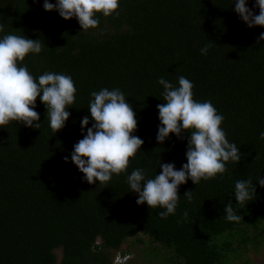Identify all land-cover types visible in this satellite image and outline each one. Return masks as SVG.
Returning <instances> with one entry per match:
<instances>
[{
	"label": "trees",
	"instance_id": "1",
	"mask_svg": "<svg viewBox=\"0 0 264 264\" xmlns=\"http://www.w3.org/2000/svg\"><path fill=\"white\" fill-rule=\"evenodd\" d=\"M254 4L247 6L259 14ZM234 7L232 0H119L118 14L98 13V26L84 32L75 17L46 11L43 0H0V37L25 35L43 45L20 63L33 77L70 75L77 89L55 133L39 97V129L0 126V264H264V187L255 182L264 178V40L257 43L264 26L248 27ZM180 75L193 83L194 100L211 101L224 116L221 127L240 161L213 179L181 184L176 212L164 219L163 209L136 203L126 177L141 168L153 178L159 160L177 169L187 162L190 132L156 140L164 102L158 78L177 85ZM101 88L125 94L137 118L133 135L143 140L108 185L87 183L64 160L83 138L90 93ZM248 178L255 195L239 204L234 184ZM230 201L239 221L225 218ZM117 256L125 260L116 263Z\"/></svg>",
	"mask_w": 264,
	"mask_h": 264
},
{
	"label": "clouds",
	"instance_id": "2",
	"mask_svg": "<svg viewBox=\"0 0 264 264\" xmlns=\"http://www.w3.org/2000/svg\"><path fill=\"white\" fill-rule=\"evenodd\" d=\"M234 11L248 27L264 26V0H255V14L249 8L248 0H232ZM46 11L56 10L64 19L75 17L82 31L95 29L99 23L98 13L109 16L117 13L119 0H43ZM118 14V13H117ZM4 26L0 24V32ZM264 40L261 32L257 43ZM43 45L39 39L25 35L6 34L0 37V126L12 121L23 122L26 127L39 129L40 116L36 109L39 97L47 109L49 127L55 133L65 126L70 116L68 110L76 99L75 83L70 75L46 71L38 77L21 64L29 54H39ZM208 45L200 49L207 54ZM163 86L164 102L157 105L158 119L156 140L164 142L170 133L178 138L184 131L191 135L187 140L186 163L177 169L174 162L159 160V174L147 178L141 168L134 169L126 180L129 190L137 194L136 203L163 209L158 213L166 219L175 214L179 202L178 189L181 184L191 180L197 185L201 180L215 178L226 172L227 162L240 161L239 147L226 138L221 124L224 116L218 113L211 101L193 99V83L183 75L178 84L173 85L164 77L158 78ZM89 116L80 120L83 138L73 145L69 161L83 173L82 180L89 184L108 185L113 175L126 172L130 158L140 150L143 140L133 135L137 128V118L132 105L119 88H101L90 93ZM90 118L91 126L88 127ZM34 121L36 123H34ZM86 130V131H85ZM264 140V131L259 133ZM255 182L264 187V178L257 176ZM191 191L184 195L191 199ZM256 183L248 179H239L234 184L235 201L245 204L253 199ZM225 218L239 221L230 201L225 205Z\"/></svg>",
	"mask_w": 264,
	"mask_h": 264
},
{
	"label": "rangeland",
	"instance_id": "3",
	"mask_svg": "<svg viewBox=\"0 0 264 264\" xmlns=\"http://www.w3.org/2000/svg\"><path fill=\"white\" fill-rule=\"evenodd\" d=\"M124 246V245H123ZM258 256H264V254L263 253H261V254H259ZM125 260V259H124ZM123 259H122V257H118L117 256V258L115 259V262L116 263H120V262H123L124 261ZM257 260H258V262H260L261 260H262V258H261V260L259 259V258H257ZM262 262V261H261ZM128 264H134V262L132 261V262H129Z\"/></svg>",
	"mask_w": 264,
	"mask_h": 264
}]
</instances>
